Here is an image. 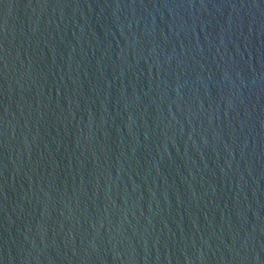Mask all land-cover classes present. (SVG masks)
I'll return each instance as SVG.
<instances>
[{
	"label": "water",
	"instance_id": "obj_1",
	"mask_svg": "<svg viewBox=\"0 0 264 264\" xmlns=\"http://www.w3.org/2000/svg\"><path fill=\"white\" fill-rule=\"evenodd\" d=\"M0 264H264V0H0Z\"/></svg>",
	"mask_w": 264,
	"mask_h": 264
}]
</instances>
